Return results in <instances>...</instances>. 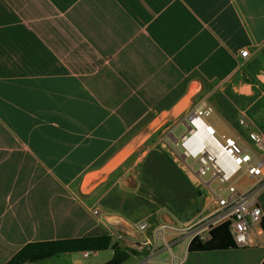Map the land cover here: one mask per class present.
<instances>
[{
	"label": "crops",
	"instance_id": "0c3cea01",
	"mask_svg": "<svg viewBox=\"0 0 264 264\" xmlns=\"http://www.w3.org/2000/svg\"><path fill=\"white\" fill-rule=\"evenodd\" d=\"M208 86H230L253 107L251 128L264 133V0H0V264L27 244L108 234L100 229L117 217H103L92 196L123 161L102 171L136 128ZM208 122L245 136L223 114ZM258 204L264 219V191ZM109 223L123 235L119 246L108 234L111 244L133 252L122 264H170L161 252L135 258L158 228ZM261 238L257 229L248 248L201 253L188 252L192 236L177 238L179 249L167 253L179 264L202 254L261 264ZM103 252L109 261L112 250ZM82 253L56 257L92 264Z\"/></svg>",
	"mask_w": 264,
	"mask_h": 264
},
{
	"label": "rangeland",
	"instance_id": "374dc122",
	"mask_svg": "<svg viewBox=\"0 0 264 264\" xmlns=\"http://www.w3.org/2000/svg\"><path fill=\"white\" fill-rule=\"evenodd\" d=\"M242 80L249 83V80L253 79L242 78ZM234 82L237 83L238 81L235 80ZM195 92L196 88L193 87L190 90L188 98L179 104L174 111L163 113L162 115L157 114L152 120L146 121V123L132 132V139L129 146L115 159L111 166L109 165L102 172L108 173L112 171L117 161L118 163L123 162L117 166V169L114 170V172L111 173L105 184L101 187H97V190L95 189V194L92 196L93 199H100L99 207L103 211V217H117L106 219L105 224L108 225V227L104 229L101 228L100 232L111 234L114 241H116L119 246H121V237H123V235L118 232L115 227L111 226L109 222H119L124 226V221L131 224L146 222L151 225L148 229L150 232H154L156 228H159L162 225H167V227L171 229L164 232L165 240L157 239L154 237L155 234L153 232L152 238L147 236L150 240V244L147 246L148 248L144 247L138 250L139 255L137 254L138 257H135L137 259L143 258L147 260L150 254L161 252V254H163L160 257L166 262L169 261L168 263L171 264V261L168 258V253L170 250L175 252L179 249V243H176V239L182 238L181 241L184 242L187 237L190 238V236H193L200 231L201 228L199 226V222L207 214V211L204 208L206 203L205 199L207 197L206 190L200 184H196L193 180H190L188 176L187 177L192 185L200 189L201 195L183 212H172L169 197L167 195H163L162 192L156 188L155 182L149 179H144L141 174L140 165L147 153L152 149L159 148L160 150L167 152L175 165L182 170L178 162L174 161V138L179 136L182 132V128H180L181 121H186L188 116L191 115L192 110L203 104L210 106L213 109V115L210 117L211 123L213 121H220L221 115L227 114L230 115V125L236 130L238 121L241 118L244 117L248 119V121L253 119V107L250 106V103L247 101L236 99L235 97H237L238 94L237 92H234L230 86H208L202 88L198 93L194 94ZM181 111L183 112L179 115ZM241 111L244 113L242 114ZM158 125H160V128L154 132L153 128ZM219 130L226 135H231L223 127H220ZM240 136L242 138L245 137L242 133ZM144 138L147 139L144 141ZM142 140L143 142H141ZM138 144L140 146L137 147ZM132 150L134 151L131 152ZM100 173L89 175L84 184L85 187L94 178L100 177ZM119 179H124L123 183L114 184ZM237 184L240 189H245L249 186V182L245 179H242ZM211 188H216V183H213ZM148 234L149 233L147 231L146 235ZM204 234V232L201 233L199 237ZM261 239L264 241V238ZM132 245L133 247H136L137 245L141 246L138 242H134ZM258 254L261 255V252ZM109 255L110 252H100L97 256L92 254L89 256L88 254L89 258L87 257L88 259L83 261L92 264L94 262H105ZM202 255L194 254L190 256V259L195 256L205 257L204 260L196 264H202L201 262L203 261L204 264H232V262H234L233 259L227 257L225 259L218 260L206 259V257H210L208 254ZM33 264H67V258L63 256L53 257L35 262Z\"/></svg>",
	"mask_w": 264,
	"mask_h": 264
},
{
	"label": "built area",
	"instance_id": "2783aa9c",
	"mask_svg": "<svg viewBox=\"0 0 264 264\" xmlns=\"http://www.w3.org/2000/svg\"><path fill=\"white\" fill-rule=\"evenodd\" d=\"M246 60L248 52L240 51ZM213 109L205 104L195 107L186 121L180 125L182 132L174 138V161L178 162L190 180L206 190V216L199 222L200 231L192 236L201 242L210 239V231L228 224L229 232L237 249H245L253 244L255 230L261 229L263 213L258 204V196L264 191V133L253 130L246 118L238 121L245 137L219 134L208 122ZM245 179L249 186L238 187ZM216 183V188L211 185ZM94 210L93 215H98ZM137 229H147L144 222ZM167 225L160 226L155 237L162 239ZM205 233L200 236L201 233ZM191 239V240H192ZM87 252L82 253L84 258ZM171 264H179L172 261Z\"/></svg>",
	"mask_w": 264,
	"mask_h": 264
},
{
	"label": "trees",
	"instance_id": "16d2710c",
	"mask_svg": "<svg viewBox=\"0 0 264 264\" xmlns=\"http://www.w3.org/2000/svg\"><path fill=\"white\" fill-rule=\"evenodd\" d=\"M253 80H250L251 83ZM253 83V82H252ZM225 115L230 119V115ZM141 174L144 179L155 182V186L163 195L169 197L172 212H183L201 195L200 189L193 186L187 175L180 170L167 152L159 148L150 150L143 159ZM264 233V219L261 222ZM111 249L112 258L103 264H122L132 251H125L116 244H111L108 234L88 236L79 239H67L42 243H31L24 246L6 264L35 263L56 257L61 254L77 252L96 253ZM237 249L229 232V225H220L210 231V239L201 242L198 237L193 238L188 245L189 253L217 252ZM264 264V261L261 263Z\"/></svg>",
	"mask_w": 264,
	"mask_h": 264
}]
</instances>
